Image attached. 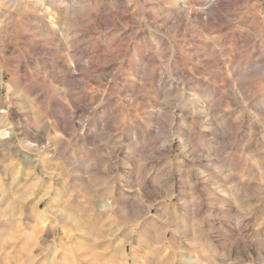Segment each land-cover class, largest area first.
Instances as JSON below:
<instances>
[{
	"label": "rangeland",
	"instance_id": "1",
	"mask_svg": "<svg viewBox=\"0 0 264 264\" xmlns=\"http://www.w3.org/2000/svg\"><path fill=\"white\" fill-rule=\"evenodd\" d=\"M0 264H264V0H0Z\"/></svg>",
	"mask_w": 264,
	"mask_h": 264
},
{
	"label": "bare ground",
	"instance_id": "2",
	"mask_svg": "<svg viewBox=\"0 0 264 264\" xmlns=\"http://www.w3.org/2000/svg\"><path fill=\"white\" fill-rule=\"evenodd\" d=\"M28 128V127H27ZM26 132V131H25ZM27 134V133H26ZM29 134V133H28ZM24 135V134H23ZM22 136V135H21ZM28 136H30V135H28ZM212 176L214 175V174H211Z\"/></svg>",
	"mask_w": 264,
	"mask_h": 264
}]
</instances>
